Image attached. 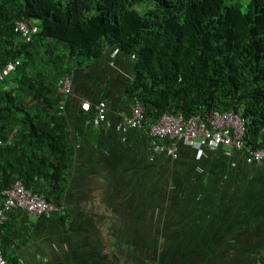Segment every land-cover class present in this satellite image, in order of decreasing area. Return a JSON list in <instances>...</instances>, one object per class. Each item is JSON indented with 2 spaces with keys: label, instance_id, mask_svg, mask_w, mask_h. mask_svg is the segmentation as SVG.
Listing matches in <instances>:
<instances>
[{
  "label": "trees",
  "instance_id": "obj_1",
  "mask_svg": "<svg viewBox=\"0 0 264 264\" xmlns=\"http://www.w3.org/2000/svg\"><path fill=\"white\" fill-rule=\"evenodd\" d=\"M18 21L29 23L30 40L16 29ZM115 49L132 57L134 76L125 93L131 103L135 97L141 101L147 134L164 112L189 119L229 111L246 121L240 150L245 157L264 149V0H0V68L18 62L7 79H0V202L3 189L21 180L34 193L63 206L75 145L62 107V82L76 66ZM196 140L220 147V154L209 149L205 159L195 158V163H209L208 168L198 166L200 172L192 160L187 166L174 162L176 172L195 173L189 180L170 183L179 193L189 191L183 198L198 195L189 219L199 227L185 221V238L170 239L168 248L187 259L186 264L197 259L210 264L207 257L220 245L205 236L215 233L212 219L217 215L213 210L195 211L201 201L209 204L208 190L226 193L245 183L231 182L230 154L239 149ZM157 142L173 146L178 141ZM189 148L194 158L197 148ZM219 156L222 161L213 177L210 170ZM13 211L0 224V237L15 226L12 217L24 212ZM206 213L211 215L201 216ZM55 214L65 227L66 212ZM142 233L148 237V231ZM4 255L9 264H22ZM258 262L264 264V253Z\"/></svg>",
  "mask_w": 264,
  "mask_h": 264
},
{
  "label": "crops",
  "instance_id": "obj_2",
  "mask_svg": "<svg viewBox=\"0 0 264 264\" xmlns=\"http://www.w3.org/2000/svg\"><path fill=\"white\" fill-rule=\"evenodd\" d=\"M133 76L132 57L110 50L73 69L71 92L62 104L75 145L63 194L65 227L58 214L44 217L22 211L20 217L13 218V211L11 223L15 226L0 237V248L7 257H15L22 264H186L187 259L176 255L168 245L170 239L177 242L185 238V221L194 211L190 209L198 206L192 205L198 195L183 198L189 191L182 189L179 193L171 185L172 180H189L195 175L176 172L173 164L180 160L181 166H187L189 160L205 159L209 149L220 154L221 148L212 147L206 140H178L177 157L158 151L145 130L127 125L134 103L125 90ZM84 101L91 103L90 111L82 110ZM100 102L106 103L105 120L97 117ZM193 146L197 148L194 158L189 148ZM230 158L232 185L242 186L243 182L245 187H232L226 193L208 190L209 204L200 205L201 201L195 213L213 210L217 215L212 219L215 233L205 236H212L211 243L220 245L207 257L210 264H236L231 260L256 264L258 255L264 253V160L248 163L244 152L234 149ZM213 161L210 171L215 177L221 156ZM195 165L200 172L198 166L208 168L209 163ZM172 168L175 171L171 172ZM158 182H163L159 188ZM206 215L211 214L201 216ZM145 229L148 237L142 236ZM237 244L247 246L239 249L238 260L231 258L237 254ZM195 262L206 264L205 259Z\"/></svg>",
  "mask_w": 264,
  "mask_h": 264
},
{
  "label": "built area",
  "instance_id": "obj_3",
  "mask_svg": "<svg viewBox=\"0 0 264 264\" xmlns=\"http://www.w3.org/2000/svg\"><path fill=\"white\" fill-rule=\"evenodd\" d=\"M17 30L30 40L28 34L30 27L26 22H18ZM18 62H10L5 67L0 68V79L5 80L16 69ZM72 88V78L66 76L62 82V91L69 94ZM84 111H90L92 105L89 101L82 102ZM106 103L100 102L98 105V119H106ZM144 107L141 101L135 97L131 115L127 118V125L132 128H144ZM246 131V121L238 113L225 111L214 116H192L187 119L182 113L164 112L159 120L152 124L149 135L153 138L155 147L160 152L177 157V143L173 146L157 142L166 138L195 142L197 138L208 139L213 144H223L232 148L243 150L245 140L243 138ZM0 140V144H1ZM219 144V145H220ZM251 150V149H250ZM248 163H260L264 159V149L251 150V154H246ZM3 197L0 205V224H3L10 212L15 209L24 210L28 215L51 217L55 212L63 210V206L56 205L48 201L44 196L34 193L28 189L21 180H17L12 186L6 187L2 191ZM0 264H9L3 251L0 248ZM258 264H260L258 262Z\"/></svg>",
  "mask_w": 264,
  "mask_h": 264
},
{
  "label": "rangeland",
  "instance_id": "obj_4",
  "mask_svg": "<svg viewBox=\"0 0 264 264\" xmlns=\"http://www.w3.org/2000/svg\"><path fill=\"white\" fill-rule=\"evenodd\" d=\"M161 185V182L159 183L158 182V184H157V187L159 188V187H161L160 186ZM142 232L144 231V230H141ZM145 231H147V229H145ZM158 231H161L163 234L165 233V230L164 229H160V230H158ZM237 254H234V255H231V258H236L237 260L241 257V254H240V252H239V249L237 248ZM231 262L232 263H236V264H239V262H241V263H243V261L241 260V261H237V262H235L234 260H231Z\"/></svg>",
  "mask_w": 264,
  "mask_h": 264
},
{
  "label": "clouds",
  "instance_id": "obj_5",
  "mask_svg": "<svg viewBox=\"0 0 264 264\" xmlns=\"http://www.w3.org/2000/svg\"><path fill=\"white\" fill-rule=\"evenodd\" d=\"M18 22H24V21H18ZM17 22V23H18ZM27 23V22H26ZM28 25H29V23H28ZM29 27H30V25H29ZM115 51H118L117 49H115ZM68 76H70L71 77V75H68ZM72 78V77H71ZM61 91H62V89H61ZM65 93V92H64ZM65 94H67V93H65ZM83 110V109H82ZM84 111V110H83ZM264 160V159H263ZM261 163V162H260ZM258 264V263H257Z\"/></svg>",
  "mask_w": 264,
  "mask_h": 264
}]
</instances>
